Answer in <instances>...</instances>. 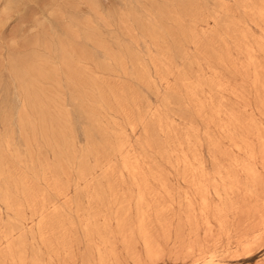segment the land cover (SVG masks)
Returning <instances> with one entry per match:
<instances>
[{
  "label": "rangeland",
  "instance_id": "rangeland-1",
  "mask_svg": "<svg viewBox=\"0 0 264 264\" xmlns=\"http://www.w3.org/2000/svg\"><path fill=\"white\" fill-rule=\"evenodd\" d=\"M14 2L0 264H264V0Z\"/></svg>",
  "mask_w": 264,
  "mask_h": 264
},
{
  "label": "bare ground",
  "instance_id": "bare-ground-1",
  "mask_svg": "<svg viewBox=\"0 0 264 264\" xmlns=\"http://www.w3.org/2000/svg\"><path fill=\"white\" fill-rule=\"evenodd\" d=\"M14 2V0H13ZM15 3V2H14ZM12 4V3H11ZM261 16V15H260ZM252 54V53H251ZM238 67V66H237ZM197 81V80H196ZM226 84V83H225ZM256 88V87H255ZM244 101V100H243ZM263 107V106H262ZM237 119V118H236ZM248 121V120H247ZM246 123V122H245ZM251 123V122H250ZM257 129V128H256ZM243 136V135H242ZM250 140V139H249ZM235 142V141H234ZM252 144V143H251ZM247 146V145H246ZM253 146V145H252ZM252 148V147H251ZM262 149V148H261ZM257 159V158H256ZM195 168V167H194ZM146 175V174H145ZM255 178V177H254ZM199 182V181H198ZM203 183V182H202ZM207 183V182H206ZM167 184V183H166ZM199 185V183H197ZM234 185V184H233ZM201 186V184H200ZM203 185L201 187L202 192L205 190L203 189ZM198 188V187H197ZM200 189V187H199ZM200 189V190H201ZM200 190H197L200 192ZM241 190V189H240ZM254 192V191H253ZM211 193V192H210ZM211 195V194H210ZM254 195V194H252ZM196 199V198H195ZM264 205V204H263ZM244 212V211H243ZM262 217L264 215L260 214H250L246 215L244 218V228L241 232V236L239 239L240 245H242L244 254H251L261 245L260 240L263 238L264 234V226L261 225V223H258L256 225L252 224L253 219H256L258 217ZM261 219V218H260ZM259 222V221H257ZM264 222V220L262 221ZM211 224V223H210ZM87 225V224H86ZM240 226V225H239ZM193 233V232H192ZM229 235V234H228ZM198 236V235H196ZM107 239V238H106ZM56 253V252H55ZM68 253V252H67ZM195 256H197V260H201L203 264H216V261L214 259V256L210 254L208 250V246H199L194 249ZM68 256V255H67ZM191 256V255H190ZM236 256V255H235ZM218 264H220L218 262Z\"/></svg>",
  "mask_w": 264,
  "mask_h": 264
}]
</instances>
